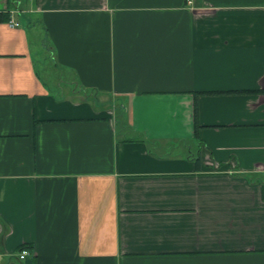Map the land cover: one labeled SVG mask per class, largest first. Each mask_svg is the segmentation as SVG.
I'll use <instances>...</instances> for the list:
<instances>
[{"label": "crops", "instance_id": "0c3cea01", "mask_svg": "<svg viewBox=\"0 0 264 264\" xmlns=\"http://www.w3.org/2000/svg\"><path fill=\"white\" fill-rule=\"evenodd\" d=\"M0 264H264V0H0Z\"/></svg>", "mask_w": 264, "mask_h": 264}, {"label": "built area", "instance_id": "2783aa9c", "mask_svg": "<svg viewBox=\"0 0 264 264\" xmlns=\"http://www.w3.org/2000/svg\"><path fill=\"white\" fill-rule=\"evenodd\" d=\"M193 3H194V0H187V4H188V5H193ZM10 25H11L12 27H14V26H19V24L16 23L14 20H11V21H10ZM29 254H30L29 250L24 249V250H22V251L20 252V258H21V259H24V258H25L26 256H28Z\"/></svg>", "mask_w": 264, "mask_h": 264}, {"label": "trees", "instance_id": "16d2710c", "mask_svg": "<svg viewBox=\"0 0 264 264\" xmlns=\"http://www.w3.org/2000/svg\"><path fill=\"white\" fill-rule=\"evenodd\" d=\"M197 163H199V158H197ZM28 248H29V246L28 247L27 246L26 247L24 246V247H22L21 251L24 250V249H27L28 250Z\"/></svg>", "mask_w": 264, "mask_h": 264}, {"label": "rangeland", "instance_id": "374dc122", "mask_svg": "<svg viewBox=\"0 0 264 264\" xmlns=\"http://www.w3.org/2000/svg\"><path fill=\"white\" fill-rule=\"evenodd\" d=\"M24 26L26 27L29 26L25 20H24Z\"/></svg>", "mask_w": 264, "mask_h": 264}]
</instances>
